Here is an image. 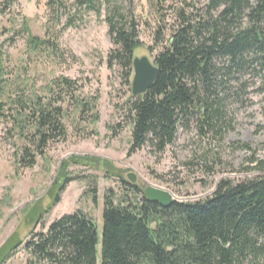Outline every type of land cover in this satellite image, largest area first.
<instances>
[{
	"label": "trees",
	"instance_id": "1",
	"mask_svg": "<svg viewBox=\"0 0 264 264\" xmlns=\"http://www.w3.org/2000/svg\"><path fill=\"white\" fill-rule=\"evenodd\" d=\"M78 1L86 11L100 15L101 0ZM14 2L0 0V14ZM48 6L57 12L64 5L62 0H50ZM172 10L174 22L166 25L159 17L154 33L153 45L159 48L153 59L156 81L128 108V155L145 146L162 154L174 143L179 128L188 129L191 121L201 137H222L230 129L227 106L235 94L231 83L245 74L262 79L264 95V0H209L201 11L185 1L183 8ZM104 20L115 48L108 63L115 62L124 70L130 86L134 53L142 46L139 25L120 3L108 7ZM24 31L29 50L57 54L61 31L47 30V39ZM79 88L76 81L57 78L45 96L25 95L0 70V121L7 123L8 134L20 143L18 165L32 168L49 143L66 139L63 104L67 99L78 118L90 114L91 123L98 120L97 98H81L76 95ZM261 131L264 135V125ZM241 148L250 154L243 171L257 175L237 183L222 179L204 200L173 202L163 209L144 197L139 204H116L106 194L100 264H264V160L256 158L249 145ZM72 161L61 165L47 193L50 203L23 211L29 225H39L58 204L66 185L76 180L66 168ZM78 164L113 176V166L107 161L84 158ZM121 181L127 191L142 194L135 185ZM92 199L95 202L96 197ZM29 234L24 246L17 233L7 239L0 248V264L22 246L29 255L27 264H97V225L81 211L52 222L45 233Z\"/></svg>",
	"mask_w": 264,
	"mask_h": 264
},
{
	"label": "rangeland",
	"instance_id": "2",
	"mask_svg": "<svg viewBox=\"0 0 264 264\" xmlns=\"http://www.w3.org/2000/svg\"><path fill=\"white\" fill-rule=\"evenodd\" d=\"M101 1L100 15L80 7L78 0H62L64 6L57 8V12L50 10V0H15L7 12L0 14V70H4L13 88L24 90L25 95L35 93L41 97L57 78L76 81L80 87L76 95L83 99L97 98L98 115L94 123L90 114L78 118L67 99L63 104L66 139L49 143L44 156H36L32 168L17 164L20 143L8 134L7 123L0 121V248L13 233L18 234L24 246L30 232L45 233L52 222L81 211L97 225V264H100L104 196L110 194L116 204L123 205L139 204L143 198V194L127 191L122 183V179L128 182L129 173L135 176V186L140 191L153 187L169 193L175 202L191 203L211 196L222 179L237 183L257 175L243 171L250 155L241 148L243 144L255 151L256 158L264 160L261 131L264 95L260 92L263 82L250 73L231 83L235 94L227 106L230 129L222 137H201L191 121L188 129L179 128L174 143L162 154L145 146L128 155L131 135L128 108L136 98L130 94L124 70L115 62L108 63L115 49L104 20L108 7L120 3L128 15H133L142 45L134 56H146L153 63L159 51L153 45L159 17L171 25L172 9L183 8L185 1H190L201 11L209 0ZM52 8L56 9L53 5ZM158 8L161 11L157 12ZM25 29L38 39H47V30L61 31L57 54L45 49L29 50ZM84 158L109 162L113 176L78 164ZM71 159L74 161L66 168L76 180L66 185L58 204L39 225H29L23 211L34 204L45 207L50 203L48 190L61 165ZM23 246L3 264H27L29 255Z\"/></svg>",
	"mask_w": 264,
	"mask_h": 264
},
{
	"label": "water",
	"instance_id": "3",
	"mask_svg": "<svg viewBox=\"0 0 264 264\" xmlns=\"http://www.w3.org/2000/svg\"><path fill=\"white\" fill-rule=\"evenodd\" d=\"M157 75L158 69L148 57H134L130 82L131 96L137 98L144 95L155 83ZM127 180L130 184L135 185L136 178L133 174L129 173ZM142 194L146 200L158 203L163 209L169 208L175 202L169 193L153 187H146Z\"/></svg>",
	"mask_w": 264,
	"mask_h": 264
}]
</instances>
